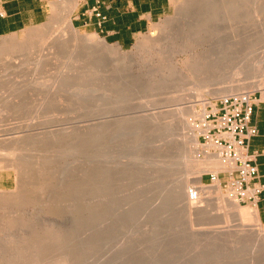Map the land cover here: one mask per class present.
Wrapping results in <instances>:
<instances>
[{
    "label": "rangeland",
    "instance_id": "rangeland-1",
    "mask_svg": "<svg viewBox=\"0 0 264 264\" xmlns=\"http://www.w3.org/2000/svg\"><path fill=\"white\" fill-rule=\"evenodd\" d=\"M63 1L49 0L44 22L17 33L0 36V179L6 178L9 181L5 188H0V264H10L8 262L12 257L21 258L16 259L21 264L22 256L25 262L28 259L26 257L34 255V248L37 247L38 250V246L43 247L44 244L45 248H50L47 256L53 257L56 254L68 258V262L64 264H70V258L71 264L73 261L74 264H115L117 259H114L117 256H121L117 257V264H264L263 247L261 250L259 246L254 248L251 245H238L234 242L235 237L234 240L231 239L230 233L227 235L230 239L222 234V230L235 228L238 221L231 220L226 223L223 217L227 213L226 209H222V205L220 208L217 201L213 200V204L210 202V206L205 204L206 201L203 202L207 213L214 205L211 209L213 211H210L212 221L210 214L208 221L197 213L193 215L199 219L194 220L197 217L191 215L194 218L191 220L190 215L174 206L171 198L167 196L177 181L186 177L192 188L195 187L196 178L201 175V186L204 187L215 183L212 182V174H219L224 195H228L230 188H237L239 178L236 168L233 171L212 169L204 173L198 172V162L203 159L204 153L216 152L209 142L199 139L196 129L193 133H198L200 147L195 156L199 159L188 161L186 166L179 164L184 152L192 146L185 142L186 147L179 150L175 145L184 142V137L191 135L192 129L178 131L177 116L171 112L163 113L157 121L147 117L150 112L159 111L174 92V97L186 94L187 100L182 102L189 101L191 107L188 104L183 105L188 106L184 115L195 123L198 118L194 117L193 108L197 111L209 109V105H214L220 98L231 94H214L215 88H220V85L229 88L231 80L228 79L227 72L224 75L223 71L219 73L220 68L208 72L203 64L196 62L192 66L191 60H186L189 56L184 53V45L186 41L189 42V38L185 34V23L187 15L190 14H185L188 12L186 10L182 11L192 0H170L166 15L150 31L137 36L128 48L108 42L95 33L92 27L75 25L74 18L88 1L79 0L78 8L70 16L73 30L68 32L89 36L95 46L89 59L77 64L66 51L49 49L47 46L51 38L50 31L54 35L67 28L66 21L59 23L67 12ZM255 1L248 0V4L247 0H243L246 3L241 10L245 16L244 22L234 20L227 30V38L233 40L231 31L238 32L237 29L242 23L239 32L241 35L237 38L240 41L239 49L249 59L257 60L264 59V0ZM193 2L198 7L194 9L189 5L192 7L189 11L192 16H197L199 8H205L204 5L208 3L203 4L205 0ZM194 10L197 11L194 13ZM52 23L57 24L51 30ZM179 28H183L185 33ZM29 31L37 36L34 33L31 35ZM47 33L48 40L45 36ZM180 38L185 39L183 41ZM37 39L39 42L35 41ZM101 39L107 42V46L97 43ZM139 41L143 43L140 47L137 46ZM35 45L38 48L35 49ZM202 48L197 46L195 52ZM177 49L180 50L179 53H175ZM38 51H44L39 52L40 59L35 56ZM169 52L173 54L172 60L168 57ZM8 58L14 61L9 63ZM42 59L43 63L36 64ZM184 61L186 65L190 63L187 68ZM169 64L176 65L177 70L182 71L169 77L173 86L163 83L162 80L163 76L169 75L168 70L172 68ZM240 76L241 78L237 77L238 81L243 78L245 82L248 81H242L247 86L240 92L250 93L255 100H264V88L257 89L251 84L260 80V77L253 80L251 77L250 80L244 74L243 77ZM229 77L233 80V77ZM263 77L264 74L261 77L264 80ZM208 80L209 85L203 86ZM237 80L235 78L231 81L233 85L242 84ZM167 86H171V92L169 88L166 90ZM123 94V97L127 96L125 100L129 98L127 102H123ZM204 102L208 104L205 105ZM129 117L132 118L127 120ZM107 118L112 119L110 121ZM102 124L106 126L102 127ZM170 127L178 132L173 135L174 131H170ZM166 128L170 136L174 137H171L172 140ZM169 141L173 145L167 144ZM99 143L103 146L102 149ZM137 157L138 160H141L139 157L142 158V161H137ZM19 160H23L25 165ZM16 164L15 169L13 165ZM159 168L164 169L158 172ZM104 171L106 177L104 173L101 176ZM97 173L100 175L98 181L102 183L97 182ZM22 179L23 182H19ZM243 188L244 190L237 192L240 206L254 207V203L247 198L250 190L246 186ZM104 191L102 199L99 195ZM241 193H245L247 197H243ZM15 195L19 199L21 196L22 200L18 197L19 201L16 200ZM165 195L166 202H163ZM11 196V200H8ZM13 197L16 201H12ZM259 222L264 228V223L260 219ZM28 240H32V244L36 242V245L34 243L35 246H29ZM59 242L61 253L58 254L55 246ZM24 243L28 245L24 246ZM51 248L55 254L51 252ZM258 248L261 253L257 251ZM254 249L259 253L253 252ZM17 262L15 263L18 264Z\"/></svg>",
    "mask_w": 264,
    "mask_h": 264
},
{
    "label": "bare ground",
    "instance_id": "bare-ground-1",
    "mask_svg": "<svg viewBox=\"0 0 264 264\" xmlns=\"http://www.w3.org/2000/svg\"><path fill=\"white\" fill-rule=\"evenodd\" d=\"M194 0H192V2H193ZM250 1V0H249ZM255 1V0H254ZM188 1H186V3H187ZM192 2H191V4L189 3V5L190 6H192L194 9H195V7H196V4L194 3V6L192 5ZM198 2H199V0H198ZM208 2V3H207ZM258 2V1H257ZM63 3H65V5L64 6H66V10H67V12H66V14H65V17H63L62 18V20H61V22H59L60 24L61 23H63V22H65L66 21V25H67V28H66V30H64V31H60V33H58V34H55L54 33V35L52 34L51 35V33H53V32H51L50 30H48L47 28V30L48 31H50V36H51V38H49L50 39V41H52L51 43H50V41L48 42V44H50V45H48L47 44V46L49 47V49H57L58 51H66L67 53H69V56L72 58L71 60H73V62H75V64H77V62H80V61H82V62H80V63H84V62H86L88 59H89V57H90V55L92 54V51H93V47L95 46V44H94V42H93V39H91L89 36H87V35H83V34H81V35H79V32H72V33H70V32H68V31H70V30H73V24H72V21H71V19H70V16L76 11V9L78 8V6H79V0H64L63 1ZM185 3V4H186ZM205 3H207V5H204V7L205 8H199V12L197 11V10H194V13L196 12V13H198V15L197 16H192L191 15V13L192 12H189V11H191V8H190V6L188 5V3H187V5H186V7H185V9H184V7H183V11L182 12H184L185 10L186 11H188V12H186L185 14H190V16L189 15H187V18H186V26L185 25H183V28L185 29V27H186V33L182 30L183 28H179L180 30H182L185 34H186V37H188L189 38V42L187 43V41H186V43H185V45L183 44V41H184V39L185 38H182L183 39V41H181L182 42V45H184L185 46V49H184V51H186V52H184V53H186L188 56H189V58H187L186 60H191V65L193 66V64H195L196 65V62L197 63H201V64H203V66H204V68L209 72H211L213 69H215L216 68V71H217V69L218 68H220V69H218V70H220L219 71V73H222V71H223V75H224V72L226 73V75H228V79H230L231 81H233V80H235V78H236V80H237V77L239 76L240 78H241V76L240 75H242V77H243V74L245 75L244 77H246L247 79L249 78H251L252 77V80H253V78L255 79H257L258 77H260V80L258 79V80H255L254 82H251V84L256 88L257 87V89H262V88H264V80L263 79H261V77L263 76V74H264V59H249L248 57H246L245 55H244V53H242V51L239 49V40H237V38L238 37H240V29H241V25H243L242 23H240V26H239V28L237 29L238 30V32L236 31V32H234V31H231V33L233 34L232 36V38H233V40H230V38L228 39L227 38V30H229L230 29V27H231V23H233V21L235 20H242V22H244V14L242 13V7L244 6L243 4L245 3H243V0H208V1H206L205 0V2L203 3V4H205ZM247 3H248V0H247ZM256 3V1L254 2V4ZM246 4V3H245ZM249 4V3H248ZM200 7L202 6L201 5V3H200V5H199ZM197 7H198V5H197ZM196 7V8H197ZM188 8H190L189 10H187ZM258 9V8H257ZM244 11V10H243ZM179 13H180V11H179ZM178 13V14H179ZM257 14V13H256ZM193 15H195V14H193ZM244 16V17H243ZM186 17V16H185ZM185 17H184V19H185ZM248 17V16H247ZM246 17V18H247ZM255 17V16H254ZM257 17V16H256ZM72 18V17H71ZM183 19V18H182ZM177 20V19H176ZM179 20H181V19H179ZM179 20L178 21H176V23L177 22H179ZM246 20V19H245ZM181 22V21H180ZM246 22V21H245ZM58 23V24H59ZM183 23V22H182ZM53 24V23H52ZM55 24H57V23H54L53 25H50V29L51 28H53L54 27V25ZM181 24V23H180ZM180 24H178V25H180ZM184 24V23H183ZM52 26V27H51ZM174 26V25H173ZM181 26V25H180ZM185 26V27H184ZM45 27V26H44ZM176 27V26H175ZM179 27V26H178ZM177 28V27H176ZM44 29V28H43ZM173 29H174V27H173ZM178 29V28H177ZM42 30V28H40V31ZM52 30V29H51ZM55 29H53V31H54ZM33 31V30H32ZM30 32L31 33V35L34 33V32ZM35 32H38V31H36V30H34ZM46 30L44 29L43 30V32L44 33H46L45 32ZM70 33V34H68V33ZM183 32H182V34H183ZM48 33L47 34H45V36H47V40H48ZM230 33V32H229ZM242 33V32H241ZM35 34V33H34ZM42 34V33H41ZM171 34V33H170ZM177 34H178V31H177ZM179 34H181V32H179ZM36 35V34H35ZM34 35V36H35ZM40 35V34H39ZM176 35V34H175ZM175 35H173V37H176ZM230 36H231V34H229ZM27 36H28V34H27ZM37 36V35H36ZM41 36V35H40ZM39 36V37H40ZM49 36V37H50ZM182 35H180V37H181ZM29 37H30V35H29ZM43 37H44V35H43ZM34 38V37H33ZM40 38H42V37H40ZM169 38V37H168ZM167 38V39H168ZM178 38H179V35H178ZM177 38V39H178ZM172 39V38H171ZM181 39V38H180ZM181 39V40H182ZM45 40V39H44ZM36 42H39V40L37 39V40H35ZM76 42H79L78 43V45H76ZM80 43H82V44H80ZM97 43H99V44H104L105 46H107V42L105 41V40H103V39H101V40H98V42ZM160 43V42H159ZM163 43V42H162ZM167 43V42H166ZM32 44V43H31ZM141 44L143 45V43L142 42H140L139 41V43H138V47H140L141 46ZM169 44V43H168ZM30 45V44H29ZM33 45V44H32ZM31 45V46H32ZM38 45V44H37ZM41 46H42V44H40ZM45 45V44H44ZM164 45V44H163ZM181 45V46H182ZM196 45V46H195ZM46 46V47H47ZM197 46H202L203 48H202V50L201 51H199V52H195V50H196V47ZM40 47V46H39ZM35 49L36 48H38V47H36V45H35V47H34ZM45 48V47H44ZM181 48V47H180ZM184 48V47H183ZM41 49V48H40ZM89 49V50H88ZM200 49V48H199ZM198 49V50H199ZM39 50V49H38ZM43 50V49H42ZM179 51L180 50H178L177 49V52H175V51H173V54H174V52L175 53H179ZM39 52H44V51H38L36 54H35V56L36 57H39ZM49 52V51H48ZM65 52V53H66ZM31 53V52H30ZM53 53V52H52ZM56 54H58L57 53V51L55 52ZM170 53V52H169ZM9 54H12V53H9ZM32 54V53H31ZM45 54V53H44ZM44 54H42V57H43V55ZM130 54V53H129ZM171 54L172 53H170V55H168V57H169V59H171L172 57H173V54H172V57H171ZM181 54H183V51L181 52ZM4 55V54H3ZM3 55H2V57H3ZM176 55V54H175ZM179 55V54H178ZM7 56H8V54H7ZM7 56H4V57H7ZM10 56V55H9ZM15 56V55H14ZM48 56V55H47ZM49 56H51L52 57V55H49ZM54 56V55H53ZM186 56V55H185ZM2 57H1V59H2ZM13 57V56H12ZM41 57V56H40ZM40 57H39V59H40ZM44 57H46V56H44ZM15 58V57H14ZM47 58V57H46ZM46 58H44V59H46ZM48 58H50V57H48ZM15 59H17V57L15 58ZM38 59V60H39ZM173 59V58H172ZM171 59V60H172ZM2 60H4L5 61V59L3 58ZM7 60H9V58L7 59ZM6 60V61H7ZM175 60V59H174ZM185 60V61H186ZM10 61H12V60H9V63H12V62H10ZM43 59L41 60V61H39V62H36V64H38V63H40V62H42L43 63ZM185 61H184V65H186L185 64ZM16 62V61H15ZM35 62V61H34ZM70 62H72V61H70ZM8 63V64H9ZM189 63V62H188ZM69 65H70V63H68ZM74 64V63H73ZM172 65H173V62L171 63ZM175 64H177V63H175ZM39 65V64H38ZM68 65V66H69ZM170 65V64H169ZM169 65H168V67H169ZM172 65H170L172 68H169L170 70H168V73H169V75H165V76H163L162 77V80L164 81L163 83H169V85L171 84V82H169V80H170V76L173 74V76L175 75L174 73H176L178 70H177V67H175V66H172ZM188 65V64H187ZM187 65H186V68H187ZM189 65H190V63H189ZM188 65V66H189ZM73 66V65H72ZM76 66V65H75ZM78 66V65H77ZM191 67V66H190ZM72 68H75L74 66L72 67ZM79 68V67H78ZM193 68V67H192ZM75 70H77V68L75 69ZM80 70H82V69H80ZM229 70V71H228ZM65 72V71H64ZM71 72V71H70ZM178 72H180V73H182V71L181 70H179ZM213 72V71H212ZM215 72V71H214ZM68 73V72H67ZM74 73V72H73ZM66 74V73H65ZM216 74H218L217 72H216ZM68 74H66V76H67ZM162 75H163V73H162ZM229 76H231V77H233V80L229 77ZM64 77V76H63ZM226 78H227V76H225ZM224 77V78H225ZM226 78L224 79L225 80V82L227 81L226 80ZM239 78V79H240ZM264 78V77H263ZM64 79V78H63ZM65 80H66V78H65ZM68 77H67V82H68ZM167 80H168V82H167ZM211 80V79H210ZM210 80H208V81H206V82H204V85L203 86H207V85H209V81ZM244 80V83H247L248 81H246L245 82V79L243 78L242 79V81ZM251 80V79H250ZM61 81V80H60ZM230 81V86H229V88H224V87H222L221 85L220 86H218V87H220V88H215V90L214 91H216L214 94H216L217 93V96H218V94L219 95H221L222 96V94H226V93H228V92H231V94L230 95H233L234 94V92H235V94H239V93H241L240 91L244 88V87H246L247 85H245L244 86V83H242V81H241V85H243V86H241L240 84L238 85H233V83ZM238 81V80H237ZM240 81H238L239 83H240ZM65 82V81H64ZM225 82H224V85H226L225 84ZM36 82H34V84H35ZM236 83V82H235ZM37 84H39V82L37 83ZM57 84V83H56ZM178 84V83H177ZM207 84V85H206ZM231 84L233 85V86H231ZM249 84H250V82H249ZM57 85H59V84H57ZM172 85V84H171ZM223 85V84H222ZM164 86V85H163ZM166 86V85H165ZM173 86V85H172ZM59 87H61V86H59ZM178 87V85L175 87V88H177ZM253 87V88H254ZM50 88V87H49ZM164 88V87H163ZM170 89L171 88V86L169 87V86H167L166 87V90L167 89ZM60 89V88H59ZM246 89V88H245ZM172 90L170 89V92H171ZM213 91V92H214ZM243 91H244V89H243ZM168 92V91H167ZM176 92V91H175ZM179 92V91H178ZM233 92V93H232ZM173 94H174V92H173ZM173 94H171V97H170V99H167L166 97H165V99H167V100H165V102L163 103V106H159L161 109H159V111L157 110L156 112H150L149 113V116H148V114H147V117H150V119L152 120V121H157L158 120V117L159 116H161L163 113H173V114H175V116H177V126L179 125V129H177L178 127H176V129L179 131V130H182V129H192L191 131H192V133H191V135H189V136H185L184 137V142H179V143H176L177 145H175V147L177 146L178 148L177 149H179V150H181L183 147H186V143L185 142H189L190 143V145L192 146V147H190V149L188 150V151H185L184 152V155H183V159L182 160H180V162H178L179 164H182V165H184V166H186V165H188L187 163H188V161H193V160H198L199 158H198V156H195L197 153H198V150H199V147H200V143H199V140H198V133L197 134H194L193 133V131H194V129H197L196 128V126H195V123H193L191 120H189L188 118H186L185 117V115H184V112H185V110L188 108V106H186V107H183V105L185 106V104H190V102L188 101V102H182L183 100H185V97H186V94H184L183 96H181V95H178L179 97H177V95L174 97V95ZM176 94V93H175ZM181 94V93H180ZM168 96H170L169 94H167ZM124 96V94L122 95V97ZM126 96V95H125ZM173 96V97H172ZM227 96H228V94H227ZM127 97V96H126ZM126 97H123V102H124V100L126 99ZM201 97V96H200ZM118 98V97H117ZM125 98V99H124ZM172 98V99H171ZM115 99H116V97H115ZM120 99V98H119ZM118 99V100H119ZM129 99V98H128ZM128 99L127 100H125V102H127L128 101ZM201 99V98H200ZM199 99V100H200ZM187 100V99H186ZM185 100V101H186ZM202 100H205L204 98L202 99ZM159 102V101H158ZM199 102V101H198ZM161 103V102H160ZM206 103L208 104V102H204L203 104H205L206 105ZM210 104V103H209ZM162 105V104H161ZM190 106V105H189ZM203 106V105H202ZM148 107V106H147ZM191 107V106H190ZM205 107V106H204ZM203 108V107H202ZM193 113H194V117H196V118H200V117H202V116H205V109H202L201 111H197L195 108H193ZM146 114H145V116H146ZM144 116V117H145ZM102 117V116H101ZM134 117H138L139 118V116H134ZM134 117H133V119H134ZM106 118V117H105ZM130 118H132V117H129L127 120H129ZM137 118V119H138ZM141 118V117H140ZM97 119V118H96ZM107 119H109V118H107ZM112 119V118H111ZM111 119H109L110 121H111ZM115 119V118H114ZM114 119H113V121H114ZM98 120H100V118L98 119ZM106 120V119H105ZM109 120H107V121H109ZM116 120V119H115ZM126 120V121H127ZM100 121H102V120H100ZM106 121V122H107ZM100 123V122H99ZM103 123L104 124H106L104 121H103ZM98 124V123H97ZM104 124H102V127H103V125ZM100 126H101V124H99ZM107 125V124H106ZM106 125H104V127L106 126ZM169 125H171V124H169ZM168 125V126H169ZM101 128V127H100ZM171 128V127H170ZM172 129V130H171ZM171 129H169L170 131H174L173 130V128H171ZM175 129V128H174ZM166 130H167V128H166ZM177 131V132H178ZM167 132H168V130H167ZM166 132V133H167ZM177 132H173V135H175ZM170 132H168V134H169ZM180 134V133H179ZM179 134H177L178 136H179ZM171 134H169L168 136H170ZM167 136V135H166ZM171 137L172 136H170V139H171ZM172 138H174V137H172ZM172 140V139H171ZM173 140H176V139H173ZM177 140H180L179 138L177 139ZM98 141V140H97ZM98 142H100V141H98ZM98 142H97V144H98ZM172 141H169V142H167V144L169 143V145L170 144H172L171 143ZM73 144V143H72ZM97 144H95V145H97ZM101 144L103 145V143L101 142ZM100 143H99V145H100V149H102L101 148V145ZM168 145V146H169ZM173 145V144H172ZM210 146L211 147H214V148H216V145L215 144H210ZM95 147H97V146H95ZM103 147V146H102ZM202 147V146H201ZM210 147V148H211ZM51 148V147H50ZM98 148V147H97ZM208 148V147H207ZM99 149V150H100ZM209 149V148H208ZM1 150V149H0ZM4 150V149H3ZM47 150H49V149H47ZM54 151H58V150H55L54 149ZM10 152V151H9ZM51 152H52V150H51ZM11 153V152H10ZM55 153V152H54ZM59 153H60V151H59ZM62 153V152H61ZM60 153V154H61ZM204 153V152H203ZM1 154V153H0ZM9 154V153H8ZM15 154V153H14ZM12 155H13V153H12ZM59 155V154H58ZM15 155H13V157H14ZM54 156H55V154H54ZM57 156V155H56ZM20 157V156H19ZM101 157H103V155H101ZM22 158V157H21ZM198 158V159H197ZM11 159H12V156H11ZM10 159V160H11ZM137 159V161H142V158H140L139 157V159H141V160H138V157L136 158ZM100 161H102V158H100L99 159ZM4 161V160H3ZM19 161H22L23 162V160H19ZM1 162V161H0ZM7 163V162H6ZM96 163H97V161H96ZM98 163H100V162H98ZM177 163V164H178ZM14 164V163H13ZM22 164V163H21ZM23 164H24V162H23ZM156 164L157 165H159V163H157L156 162ZM176 164V165H177ZM12 165V164H11ZM18 165H20V164H18ZM25 165V164H24ZM10 166V165H9ZM8 166V167H9ZM13 166H15V169H16V166H17V164L16 165H13ZM3 167H4V165H3ZM2 167V168H3ZM27 168H28V165L26 166ZM233 167H235V163L234 162H232V160L231 159H223V158H221V157H219L217 154H215V153H209V152H205L204 153V157H203V159H199V162H198V172L199 173H204V172H207V171H210V170H212V169H216V170H220V169H222V170H228V169H230V170H232L233 169ZM21 168V167H20ZM23 169L25 168V167H22ZM160 169H164V168H159L158 169V172H159V170ZM17 170H19V169H17ZM22 170V169H21ZM89 171V170H88ZM91 171V170H90ZM217 172V171H216ZM91 173V172H90ZM100 173V172H99ZM103 173L105 174V177H106V173H105V171L104 172H101V176L103 175ZM108 174V173H107ZM183 174H185V173H183ZM188 174V173H187ZM187 174H186V176H187ZM24 176V175H23ZM98 176H100L98 173H97V182H99L98 181ZM87 177H88V175H87ZM90 177V176H89ZM93 177V176H92ZM185 177V176H184ZM102 178V177H101ZM100 178V179H101ZM104 178V177H103ZM181 178H183V177H181ZM188 177H186V178H184L183 180H181V181H177L178 183L173 187V188H171L172 189V191H170V194L168 195L167 194V196L168 197H170L171 198V202L174 204V206H176V207H178L179 209H181L184 213H186V214H188V216H189V219L191 218V215H193V214H195V213H197V215L199 216V217H201V218H203V219H205L206 220V218L208 219V221H210L209 220V218H210V216H211V213H210V211L212 212L213 210H211V209H213L212 207H214V205L213 206H211L210 207V210H209V213H207V210H206V206H204L205 204L208 206L209 205V203L211 202V204H213L212 202H213V200H215V201H217L218 202V204L220 205H218L220 208H222V209H226V211L225 212H227L226 213V215H224L223 217H224V221H226V223H230L231 222V220H235V221H238V223L236 224V226H235V228H232V229H225V230H227V231H223L222 230V234L223 235H225L226 237H228L227 235L229 234L230 236H232V240H234L235 239V243L236 244H238V245H242V244H245V245H251L252 247H254V248H257V246H259L260 248H261V250H262V247H263V249H264V228L260 225V222H259V216H258V212H257V209L255 208V207H251V206H249V207H241L240 206V204H239V201H238V197H237V188H230L229 189V193H228V195H224L223 194V191H222V189H223V186H222V184H221V179H217L216 181H215V183L212 185V186H204L203 187V185L201 186V175L199 176V177H197L196 178V181H195V183H194V186L197 188V190H198V193L200 194V199L195 203V202H192V201H189L188 200V198H187V192L189 191V188H190V186H189V184H191V183H189L190 182V180L189 179H187ZM86 180H87V178H86ZM94 180H95V177H94ZM19 182H23V179H22V181L21 180H19ZM91 182H92V180H91ZM101 182V181H100ZM35 183V182H34ZM87 183V182H86ZM89 183V182H88ZM93 183V182H92ZM102 183V182H101ZM100 184V183H99ZM22 185V184H21ZM89 185H90V183H89ZM23 186V185H22ZM95 186H98V185H95ZM101 186H103V185H101ZM99 188V187H98ZM99 192H100V189H99ZM101 193H102V191H101ZM100 193V194H101ZM98 195H99V193H98ZM98 195L96 196V197H98ZM103 195H105V191H104V193L103 194H101V195H99V197H101V196H103ZM171 195V196H170ZM206 195V196H205ZM207 195H209L208 197H207ZM213 195V197H211ZM166 195L164 196L165 197V201H163V202H166V197H167ZM7 197V196H6ZM15 197H16V195H15ZM18 197V199H19V196H17ZM17 197H16V200H18L17 199ZM35 197V196H34ZM11 198H12V196L11 197H9L8 198V200L10 199L11 200ZM102 198V197H101ZM15 198L13 197V199H12V201H16V200H14ZM99 199V198H98ZM103 199V198H102ZM101 199V200H102ZM164 199V198H163ZM168 199L169 198H167V201H168ZM8 200H6V201H8ZM19 200H22L21 199V196H20V199ZM18 200V201H19ZM100 200V199H99ZM170 201V200H169ZM204 201H206L205 202V204L203 203ZM217 202H215V203H217ZM8 203H10V201L8 202ZM11 203H13V202H11ZM214 203V204H215ZM210 204V205H211ZM209 205V206H210ZM221 205H222V207H221ZM116 208V207H115ZM115 208H114V210H115ZM112 209V208H111ZM215 209H217V208H215ZM118 210V209H117ZM228 210V211H227ZM108 211V210H107ZM119 211V210H118ZM117 211V212H118ZM109 212V211H108ZM104 213V212H103ZM110 213V212H109ZM115 213V215H116V211L114 212ZM129 213V212H128ZM134 213V212H133ZM113 214V213H112ZM111 214V215H112ZM209 214H210V216H209ZM213 214V213H212ZM103 215H105V214H103ZM134 215V214H133ZM114 216V215H113ZM194 217L196 216V215H193ZM107 217H108V215H107ZM109 217H110V215H109ZM108 217V218H109ZM197 217V216H196ZM195 217V218H196ZM199 217H197L196 219H194L193 217V219L194 220H198L199 219ZM214 217V216H213ZM112 218V217H111ZM192 218H191V220H192ZM211 218H212V216H211ZM188 219V220H189ZM194 220L192 221V223H194ZM213 220V218L211 219V221ZM201 222L203 221L204 222V220H200ZM190 224H191V222H189ZM192 225V227H193V224H191ZM190 225V226H191ZM72 229H73V227H72ZM74 230H77V228H75ZM101 230V229H100ZM75 232V231H74ZM97 232H99V231H97ZM221 232V231H220ZM72 234H73V232H72ZM221 234V235H222ZM232 234V235H231ZM21 235V234H20ZM63 235V234H62ZM62 235H60V236H62ZM48 237V236H47ZM66 237V236H65ZM233 237H235L234 239H233ZM19 238V237H18ZM63 238H64V236H63ZM68 238V237H67ZM67 238H66V241H67ZM229 239H230V237H228ZM20 239V238H19ZM69 239V238H68ZM58 240H59V238H58ZM34 241V240H33ZM56 241V240H55ZM54 241V242H55ZM66 241L64 240V242L66 243ZM31 242H32V240H31ZM30 242V240H28V244H29V246L31 245V246H33L34 245V243H35V245H36V242H34L33 244ZM58 242V241H57ZM64 242H63V244H64ZM68 242V241H67ZM73 242V241H72ZM26 243V242H25ZM25 243H24V246H27V245H25ZM51 243V242H50ZM49 244V243H48ZM52 244H54V243H52ZM51 244V245H52ZM72 244V243H71ZM34 245V246H35ZM46 244H44V245H42L43 247H41V245H39L38 246V250H37V247L36 248H34L35 250V252H34V255L33 256H31V257H26V258H28L27 260H25V262H24V257L22 256V260H23V263H21V260L19 261L21 264H64V262H68V258H65V257H62V256H60V255H56L55 254V251H54V253H53V248H51V252L53 253V254H55V256H53V257H51V255L50 256H47V254L49 255V252H50V248L48 249V248H45L44 246H45ZM50 245V244H49ZM65 245V244H64ZM21 246H23V243H22V245ZM68 246V245H67ZM47 247V246H46ZM53 247H54V245H53ZM61 247L62 248H64L62 245H61ZM23 248V247H22ZM58 250H57V249ZM60 248V242H59V244H56V246H55V249H56V253H61V252H59V249ZM67 248V247H66ZM70 247L68 246V249H69ZM99 248V247H98ZM260 248H258V250L257 251H259L260 250ZM65 249V248H64ZM90 249V248H89ZM100 249V248H99ZM87 250V249H86ZM85 250V251H86ZM255 250V249H254ZM21 251H23L22 249H21ZM49 251V252H48ZM65 251V250H64ZM72 251V250H71ZM256 250L255 251H253V252H256L257 254L260 252H257ZM48 252V253H47ZM68 252V251H67ZM66 252V253H67ZM262 252V251H261ZM260 252V253H261ZM263 252H264V250H263ZM46 254V255H45ZM69 254H70V252H69ZM75 254V253H74ZM255 254V253H254ZM63 255V254H62ZM72 255V254H71ZM13 256V255H12ZM64 256V255H63ZM65 256H67V255H65ZM76 256V255H75ZM117 257H120L121 258V256H117ZM115 258L114 260L116 261V259H117V262L119 261L118 260V258ZM69 258H70V256H69ZM9 259H11V258H9ZM16 259L18 260V259H21V258H15L14 259V257H12V259H11V261L9 260V262L8 263H10V264H14L15 262H17L16 261ZM75 259V258H74ZM122 259H123V257H122ZM121 259V260H122ZM12 260H13V262H12ZM114 260L112 261V262H114ZM73 261V260H72ZM70 264H71V258H70ZM111 262V263H112ZM117 262H115V264H117ZM18 263V262H17ZM16 264V263H15ZM19 264V263H18ZM66 264V263H65ZM69 264V263H68ZM73 264H74V261H73Z\"/></svg>",
    "mask_w": 264,
    "mask_h": 264
},
{
    "label": "crops",
    "instance_id": "crops-1",
    "mask_svg": "<svg viewBox=\"0 0 264 264\" xmlns=\"http://www.w3.org/2000/svg\"><path fill=\"white\" fill-rule=\"evenodd\" d=\"M49 0H1L0 36L23 31L47 18ZM94 0H88L79 15L74 18L75 25L92 27L93 31L110 43L122 48L130 47L136 37L151 30L153 25L166 15L170 0H106L99 9L105 20L92 14ZM90 13V14H89ZM253 124L258 135L249 143V154L258 168L254 185L260 192L254 202L259 219L264 223V100H256ZM9 184L6 178L0 179V188Z\"/></svg>",
    "mask_w": 264,
    "mask_h": 264
},
{
    "label": "built area",
    "instance_id": "built-area-1",
    "mask_svg": "<svg viewBox=\"0 0 264 264\" xmlns=\"http://www.w3.org/2000/svg\"><path fill=\"white\" fill-rule=\"evenodd\" d=\"M95 6L91 12L98 18L105 20L100 12V5L106 0H94ZM256 100L250 93H239L222 97L216 104L209 105L205 116L195 121L199 139L210 144H215V154L223 159H231L235 163L238 172L237 192L244 190V186L250 190V196L241 193L252 203L260 192L253 181L258 175V168L253 163V156L249 154V143L258 135V129L253 124V113ZM233 174V172H231ZM219 178V174H212V182ZM200 194L196 187L188 191V200L197 202Z\"/></svg>",
    "mask_w": 264,
    "mask_h": 264
}]
</instances>
